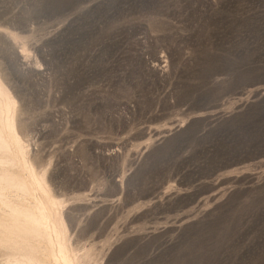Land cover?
Wrapping results in <instances>:
<instances>
[{
  "label": "rangeland",
  "instance_id": "1",
  "mask_svg": "<svg viewBox=\"0 0 264 264\" xmlns=\"http://www.w3.org/2000/svg\"><path fill=\"white\" fill-rule=\"evenodd\" d=\"M0 264H264V0H0Z\"/></svg>",
  "mask_w": 264,
  "mask_h": 264
}]
</instances>
